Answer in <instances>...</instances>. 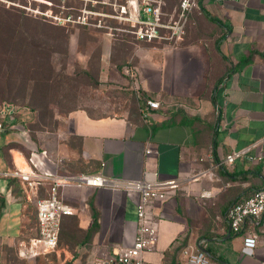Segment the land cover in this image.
<instances>
[{
  "label": "crops",
  "instance_id": "obj_1",
  "mask_svg": "<svg viewBox=\"0 0 264 264\" xmlns=\"http://www.w3.org/2000/svg\"><path fill=\"white\" fill-rule=\"evenodd\" d=\"M196 6L191 20L210 29L203 36L195 31L176 44L140 41L115 63V42L105 38L100 80L129 90L134 107L97 114L79 107L57 129L37 126L27 110L0 129V264H36L51 255L20 254L38 232L36 203L50 184L29 187L5 175L17 164L49 174L177 178L179 188L149 208L158 234L147 260L189 264L190 254L203 250L209 264H264V213L237 233L227 219L233 203L264 185V0H198ZM125 61L132 64L118 67ZM149 97L161 106L146 116ZM65 198L72 213L62 222L60 264H94L102 250L133 245L137 193L70 187ZM248 236L257 239L253 254L243 251Z\"/></svg>",
  "mask_w": 264,
  "mask_h": 264
},
{
  "label": "rangeland",
  "instance_id": "obj_2",
  "mask_svg": "<svg viewBox=\"0 0 264 264\" xmlns=\"http://www.w3.org/2000/svg\"><path fill=\"white\" fill-rule=\"evenodd\" d=\"M133 1L0 0V103L25 107L33 112L37 126L49 129L65 125L70 112L79 107L95 114L134 107L136 98L129 90L109 87L100 80L105 38L115 42L114 63L116 55L122 62L123 55L140 42L131 32L134 20L129 13H121L122 5L134 12ZM181 1L162 0L163 22L180 17ZM196 7L188 13L182 41L196 35L195 31L203 36L210 30L203 20H191ZM79 16H85L86 23ZM125 64L132 63L117 65ZM74 236L79 238L77 233ZM64 258L60 243L47 260L36 264H60Z\"/></svg>",
  "mask_w": 264,
  "mask_h": 264
},
{
  "label": "built area",
  "instance_id": "obj_3",
  "mask_svg": "<svg viewBox=\"0 0 264 264\" xmlns=\"http://www.w3.org/2000/svg\"><path fill=\"white\" fill-rule=\"evenodd\" d=\"M133 1V0H132ZM133 1L134 12L127 10L122 5L121 13L130 14L134 20L131 32L141 42L154 43L166 42L176 44L183 40L188 23V13L196 6L195 0H182L180 17L171 23L162 21V0H143L141 3ZM85 16H79V21L86 23ZM125 71L132 75V68L127 66ZM161 106L159 100L145 98L142 105L143 113L148 116L153 109ZM25 107L13 102L0 103V129L6 128L7 123H12L18 118ZM239 154L228 157L233 161ZM264 178V158L262 159ZM5 175L21 178L29 187H35L43 181H48L50 191L47 197L37 201V226L38 232L20 250V254L26 258H36L55 252L59 245L63 218L72 213V206L66 201L65 190L70 187H102L113 190H121L138 194L137 217L138 228L135 241L132 246L120 249L117 252L102 250L94 264H155L144 257V253L151 250L157 242V223L151 217L149 208L152 202L166 200L173 190L179 188L180 181L177 178L157 180L152 182L145 177L138 179L111 178L103 174L94 173H69L56 172L49 174L38 172L31 166L17 164L13 170L5 172ZM264 213V185L255 190L250 196L233 203L227 210V219L233 232L241 231L247 219H257ZM257 239L248 236L244 239L243 251L253 254ZM189 264H209V258L205 251L197 250L190 254Z\"/></svg>",
  "mask_w": 264,
  "mask_h": 264
},
{
  "label": "trees",
  "instance_id": "obj_4",
  "mask_svg": "<svg viewBox=\"0 0 264 264\" xmlns=\"http://www.w3.org/2000/svg\"><path fill=\"white\" fill-rule=\"evenodd\" d=\"M92 229H93L94 231L98 229V222H97V216H96V214H95V216H94V223H93ZM60 235H61V233H60ZM51 254H52V253H51Z\"/></svg>",
  "mask_w": 264,
  "mask_h": 264
}]
</instances>
